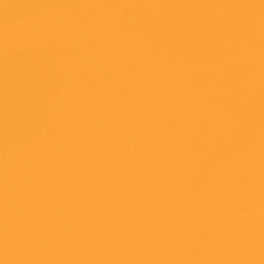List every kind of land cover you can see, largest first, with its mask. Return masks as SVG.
Segmentation results:
<instances>
[{
  "label": "water",
  "instance_id": "obj_1",
  "mask_svg": "<svg viewBox=\"0 0 264 264\" xmlns=\"http://www.w3.org/2000/svg\"><path fill=\"white\" fill-rule=\"evenodd\" d=\"M0 264H264V0H0Z\"/></svg>",
  "mask_w": 264,
  "mask_h": 264
}]
</instances>
